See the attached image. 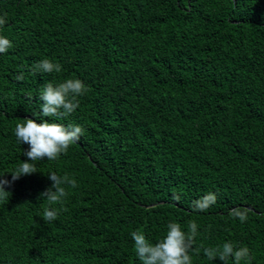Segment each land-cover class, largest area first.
Listing matches in <instances>:
<instances>
[{"label": "trees", "instance_id": "1", "mask_svg": "<svg viewBox=\"0 0 264 264\" xmlns=\"http://www.w3.org/2000/svg\"><path fill=\"white\" fill-rule=\"evenodd\" d=\"M3 15L0 264H142L131 232L156 242L191 221L192 264H223L204 248L226 241L249 249L241 264H264V0H0ZM45 58L62 70L33 71ZM67 78L89 91L59 122L84 134L13 181L29 147L15 125L43 119L41 90ZM50 171L77 186L46 222Z\"/></svg>", "mask_w": 264, "mask_h": 264}, {"label": "clouds", "instance_id": "2", "mask_svg": "<svg viewBox=\"0 0 264 264\" xmlns=\"http://www.w3.org/2000/svg\"><path fill=\"white\" fill-rule=\"evenodd\" d=\"M7 22L6 15L0 16V28ZM12 41L0 34V54L6 53L12 48ZM36 72L59 73L62 66L54 63L50 59L40 60L32 69ZM23 79L21 73L16 77ZM89 91L85 83L79 78H67L66 80L54 84L47 82L40 92L41 116L43 119L26 117L23 122L15 125L14 134L16 139L22 144H27L28 150L24 153L28 158L23 160L19 167L11 172L12 180L15 181L21 175H28L36 172V163L44 159L56 160L61 154H66L69 147L77 143L84 134V128L79 124H63L60 118H66L74 113L79 107L77 97ZM50 117L58 119L51 120ZM48 179L52 184L40 193V198H45L48 206L44 208L42 219L52 222L57 219L59 212L52 207L57 203H62L63 199L69 195L66 186L75 188L77 182L68 174L58 175L55 171H50ZM10 184L7 179H0V198H7L8 192L5 185ZM174 199L179 200V195L174 194ZM215 193H207L202 198L193 201L194 210L204 211L216 202ZM248 210L232 209L230 214L238 218L241 222L248 219ZM188 231L182 230L178 222H169L166 234L156 242H151L140 230L130 233L134 241V250L142 264H192L190 250L197 235V224L191 221L188 224ZM204 254L209 260L219 258L223 264H227L229 258L233 259V264H241V261L251 259L247 247H237L230 241L224 242L219 247L204 248Z\"/></svg>", "mask_w": 264, "mask_h": 264}]
</instances>
